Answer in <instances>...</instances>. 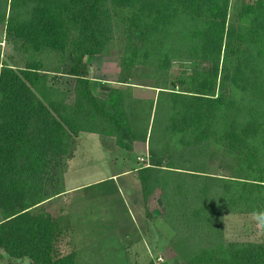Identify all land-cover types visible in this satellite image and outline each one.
I'll list each match as a JSON object with an SVG mask.
<instances>
[{
  "label": "trees",
  "instance_id": "trees-1",
  "mask_svg": "<svg viewBox=\"0 0 264 264\" xmlns=\"http://www.w3.org/2000/svg\"><path fill=\"white\" fill-rule=\"evenodd\" d=\"M231 11L232 0H0L20 57L0 52V251L79 264L59 252L67 226L51 204L91 133L147 146L134 171L144 207L158 195L186 264H264L263 242L224 232L225 216L264 212V0ZM114 55L118 85L100 98L82 66ZM186 61L203 67L173 77Z\"/></svg>",
  "mask_w": 264,
  "mask_h": 264
},
{
  "label": "rangeland",
  "instance_id": "rangeland-1",
  "mask_svg": "<svg viewBox=\"0 0 264 264\" xmlns=\"http://www.w3.org/2000/svg\"><path fill=\"white\" fill-rule=\"evenodd\" d=\"M246 1L232 0L231 18L238 16ZM0 52L2 61L13 54L20 60L6 41L2 25ZM120 67L119 55L87 57L82 72L91 79L94 92L104 98L118 85ZM202 67L191 61L175 62L171 74L175 77ZM110 140L90 133L81 134L78 140L70 168L62 176L61 189L65 192L51 204L52 213L62 217L67 226L58 243L59 252H75L79 264H146L149 259L155 264H186L170 248L174 233L162 220L158 195L148 202V210L143 197L135 206L129 196L128 192L134 194L137 187L141 192L134 169L141 166L138 159L146 146L135 143L137 147L124 148L111 145ZM224 232L228 241L264 243V229L258 227L255 214L225 216ZM10 260L30 264L27 259L12 260L0 251V264Z\"/></svg>",
  "mask_w": 264,
  "mask_h": 264
},
{
  "label": "crops",
  "instance_id": "crops-1",
  "mask_svg": "<svg viewBox=\"0 0 264 264\" xmlns=\"http://www.w3.org/2000/svg\"><path fill=\"white\" fill-rule=\"evenodd\" d=\"M113 87H116V86H113ZM113 87H111V88H113ZM93 90V89H92ZM93 92H94V90H93ZM94 94H96L95 92H94ZM98 97H100V98H103L100 94H96ZM105 98V97H104ZM81 134H83V133H81ZM81 134H80V136H81ZM91 134V133H90ZM80 136L78 137V139H77V146H78V140H79V138H80ZM103 137H105V136H103ZM109 138H111V137H109ZM111 139H113V138H111ZM114 140V139H113ZM113 140H110L111 142H109L111 145H112V143H113V145H118L119 147H123V146H121L120 144H118L115 140V142H112ZM133 145H135L136 146V144L135 143H131L130 144V146L129 147H132ZM140 145H143V144H140ZM77 146H76V149H77ZM143 146H146V145H143ZM137 147V146H136ZM124 148H127V147H124ZM76 149H75V151H76ZM145 152L139 157V159L140 158H144V159H146V156H147V146L145 147ZM75 151H73V153H72V157H71V159H68L67 160V169L66 170H68V168H70V162L73 160V158H74V153H75ZM138 159V160H139ZM140 161V160H139ZM140 163H141V161H140ZM138 167H136L134 170H136ZM131 171H126V173L125 174H127V173H130ZM124 174V173H123ZM120 175V174H119ZM119 175H114V177L115 176H119ZM122 175V174H121ZM65 177V176H64ZM64 177H63V179H64ZM72 189H75V188H72ZM72 189H69V190H72ZM64 191V190H63ZM65 192V191H64ZM129 193V196L131 197V200H132V203H133V205H135L136 206V204H140V202H139V200L141 201V199H142V194H141V192H139V189H138V187H137V189L134 191V194H132L130 191L128 192ZM139 207H141V205H139ZM142 208V207H141ZM228 216V215H227ZM225 225H226V223H225ZM233 242H236V241H233ZM244 242H249V241H244ZM250 242H253V241H250Z\"/></svg>",
  "mask_w": 264,
  "mask_h": 264
},
{
  "label": "clouds",
  "instance_id": "clouds-1",
  "mask_svg": "<svg viewBox=\"0 0 264 264\" xmlns=\"http://www.w3.org/2000/svg\"><path fill=\"white\" fill-rule=\"evenodd\" d=\"M255 218L257 220L258 227L264 229V212L255 214Z\"/></svg>",
  "mask_w": 264,
  "mask_h": 264
},
{
  "label": "built area",
  "instance_id": "built-area-1",
  "mask_svg": "<svg viewBox=\"0 0 264 264\" xmlns=\"http://www.w3.org/2000/svg\"><path fill=\"white\" fill-rule=\"evenodd\" d=\"M139 160L142 162V161H144V158H140Z\"/></svg>",
  "mask_w": 264,
  "mask_h": 264
}]
</instances>
